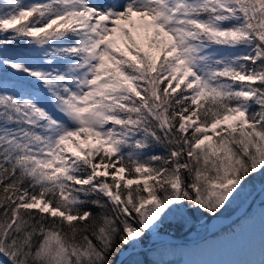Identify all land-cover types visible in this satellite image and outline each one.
I'll use <instances>...</instances> for the list:
<instances>
[{
    "label": "snow or ice",
    "instance_id": "1",
    "mask_svg": "<svg viewBox=\"0 0 264 264\" xmlns=\"http://www.w3.org/2000/svg\"><path fill=\"white\" fill-rule=\"evenodd\" d=\"M257 177L264 0H0V264H171Z\"/></svg>",
    "mask_w": 264,
    "mask_h": 264
},
{
    "label": "rangeland",
    "instance_id": "2",
    "mask_svg": "<svg viewBox=\"0 0 264 264\" xmlns=\"http://www.w3.org/2000/svg\"><path fill=\"white\" fill-rule=\"evenodd\" d=\"M263 181L264 178L257 177L247 184L237 199L218 219L228 217L238 211ZM262 210H264V187L244 212L243 224L240 227H235L230 234L225 231L229 225L219 227L216 232H223V234L218 235L215 232V235L190 246H173L164 258L168 259L171 264H247L250 260H256L258 259L257 254H259ZM210 220L212 219L206 214L186 210L166 223L162 240L166 241L171 237H182V240L200 238L208 231ZM186 248L192 249V251H186ZM182 253L184 254L181 255Z\"/></svg>",
    "mask_w": 264,
    "mask_h": 264
},
{
    "label": "water",
    "instance_id": "3",
    "mask_svg": "<svg viewBox=\"0 0 264 264\" xmlns=\"http://www.w3.org/2000/svg\"><path fill=\"white\" fill-rule=\"evenodd\" d=\"M264 187V181L262 184H260L251 194L250 196L248 197V199L245 201L244 205L238 210L236 211L234 214H232L231 216L229 217H225V218H222L221 221L223 222H230L232 220H235L237 219L238 217H240L248 208L249 204L253 201L254 197L258 194V192ZM214 221V219L210 220V227L207 231V234L204 236H208L210 235V233L212 232L214 226L211 225V223ZM197 240L195 241H188V242H182V241H179V240H175L173 241L174 243H185V244H192L194 242H196ZM121 260V257L117 256L116 258V261H117V264H119V261Z\"/></svg>",
    "mask_w": 264,
    "mask_h": 264
},
{
    "label": "trees",
    "instance_id": "4",
    "mask_svg": "<svg viewBox=\"0 0 264 264\" xmlns=\"http://www.w3.org/2000/svg\"><path fill=\"white\" fill-rule=\"evenodd\" d=\"M232 228V227H230ZM229 228V229H230ZM173 247H171L169 250L171 251ZM175 249V248H174ZM168 250V251H169ZM258 258H259V254H257ZM154 257L151 256L147 251L143 252L139 257H136V259H140L144 262V264H150V261L153 259ZM166 259V258H165ZM167 261H169L168 259H166Z\"/></svg>",
    "mask_w": 264,
    "mask_h": 264
},
{
    "label": "bare ground",
    "instance_id": "5",
    "mask_svg": "<svg viewBox=\"0 0 264 264\" xmlns=\"http://www.w3.org/2000/svg\"><path fill=\"white\" fill-rule=\"evenodd\" d=\"M218 223H219V219H214V221L211 223V225H212V226H215V225L218 224ZM166 241H167V240H166ZM186 251H188V249H187ZM186 251H185V252H186ZM190 251H192V250H190ZM185 252H184V253H185ZM184 253H182L181 255H183Z\"/></svg>",
    "mask_w": 264,
    "mask_h": 264
}]
</instances>
